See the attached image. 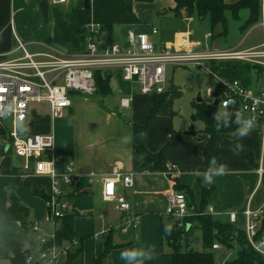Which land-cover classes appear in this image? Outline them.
<instances>
[{
  "label": "crops",
  "instance_id": "crops-1",
  "mask_svg": "<svg viewBox=\"0 0 264 264\" xmlns=\"http://www.w3.org/2000/svg\"><path fill=\"white\" fill-rule=\"evenodd\" d=\"M41 1L43 0H0V61L5 58L4 54L16 48L17 37L26 43L27 48L33 50L28 49L32 53L47 52L50 47H56L54 26L49 18L44 19ZM44 1L49 4V15L55 7L51 6L50 2L64 4L56 3L57 0ZM225 1L227 4H234L239 0ZM137 3L139 2L134 3V11L141 22L120 26L119 41L124 40L130 29L150 33L153 28H157L158 34L152 35L151 38L158 49L164 46L175 49L182 45H192L194 41L205 42V34L208 32L213 33L208 42L212 49L216 50L236 47L246 49L260 44L245 45V41L224 44L218 38L227 37L230 26L227 35H222L223 26L218 25L213 28L210 18L202 19L197 15L175 17L169 12L176 7L174 0L140 2L147 8L145 16L137 11V5L139 7L142 5ZM155 21L158 23L155 24ZM104 74L105 78H109L111 93L97 95L100 103L98 105L88 103L87 106L100 108L106 115L108 127L113 126L112 132L106 136L107 140L102 143L105 146L101 147L100 152L93 153L88 152L85 146L82 147L83 149H77L76 141L68 142L61 136H55L58 154L65 160L74 158L77 163L78 177L70 192L73 195V210L77 214L75 231L80 237H85L84 263L94 264V258L103 253L107 241L110 240L114 247L105 257L103 264H128L127 261L120 259V253L124 249L131 248L154 249L153 258L145 260L144 264H172L171 256L165 251L163 237V227L169 224L166 215L167 192L172 187L178 189V186L182 188L179 190L191 189L195 205L197 208L200 207L203 191L200 186V176L195 173L197 170L200 172L206 170L205 151L211 135L203 131L205 127L203 122L198 126L193 125L200 121L192 118L196 112L194 104L192 114L187 118L182 116L180 120L182 124L179 122L176 124L174 97L171 89L167 90L168 95L161 110L152 119L150 127L143 136V142L148 150L162 155L165 170L156 169L153 163L144 160L134 149L137 142L134 126L146 125L154 105L153 94H143L139 85L125 81L120 72ZM252 81L253 84L254 79ZM124 97L133 99L129 108H122L120 105ZM44 104L49 111L47 103H33L28 119L17 127L20 137L48 133L55 135L54 120L50 116V111L49 115L40 117L35 110V106ZM125 109L128 110L124 111ZM5 118L8 117H0V149L3 148L5 152L0 157V232L4 233L7 239L4 248L0 250V259L10 264L7 257L13 256L15 248L29 250L31 242L37 240L21 221L8 222L7 209L11 205V195H16L21 202L29 206L30 215L27 220L30 223L45 224L50 222V219L44 194H48L51 190V179L30 177L27 183L21 181L19 173L24 172V160L19 164L13 160L11 153L14 149L10 136L13 121L8 118L12 126L10 130L4 124ZM231 133L221 132L216 136L213 157L218 163L227 164L229 171L225 175L214 177L213 183L206 185L211 189L206 209L213 207L214 213L210 214L213 218L217 215L227 216L229 223L234 226L242 218L241 212L247 206L258 184L257 166L261 156L263 134L258 127L252 129L242 140L237 141L232 138ZM125 136L132 138L130 144L121 143L122 137ZM237 143L243 145L242 150L237 147ZM173 165L178 166L179 172L175 171L172 175H168L166 172ZM116 166L122 168L124 173L134 175L132 187L118 185L119 192L124 194L131 204V216L138 218L137 227L129 228L127 232L117 228L124 214L116 209L114 202L106 201L103 197L104 178L110 176ZM234 175H238V179H245V182H235ZM261 199L262 193L256 192L253 206H258ZM232 211L240 212L236 223L230 220L229 213ZM40 229L37 233L43 232L41 227ZM96 234L98 235L95 236ZM221 250H224V253L220 256V262L225 264L229 253L226 249ZM65 259L66 256H62L58 260L59 264H65Z\"/></svg>",
  "mask_w": 264,
  "mask_h": 264
},
{
  "label": "built area",
  "instance_id": "built-area-1",
  "mask_svg": "<svg viewBox=\"0 0 264 264\" xmlns=\"http://www.w3.org/2000/svg\"><path fill=\"white\" fill-rule=\"evenodd\" d=\"M262 11L261 23L264 29V0ZM85 28V42L80 50L70 52L50 47L47 52L32 53L26 43L17 37L16 48L4 54L5 58L0 61V110L9 109L11 106L7 115L0 117H8L13 121V129L10 132L12 147L24 160V172L19 176L22 180L30 177L51 179V190L45 198V204L49 219L54 223V230L50 237H39V252L28 256L26 264H55L62 256H66L68 247L57 243L56 219L74 212L70 188L75 185L78 177L76 160H65L58 154L53 133L34 134L25 138L19 136L17 127L26 122L33 103H47L52 119L61 118L65 109L72 106L76 94L89 97L97 94L98 71L109 74L118 71L125 81L139 85L143 94H162L168 90L169 66H196L209 70L217 79V86L220 88L218 94L216 90L208 89L210 100H218L221 109L224 108L225 101H231L227 109L238 107L245 118L254 119L253 129L259 127L263 134L257 167L258 184L241 212L245 218V226L235 231V237L240 229L245 232L248 243L264 259V35L262 43L246 49L208 48L206 43L213 36L212 32L205 34V42L194 41L192 45H182L175 49L167 46L158 49L151 38L152 35L158 34L157 28H153L150 33L130 29L121 41L111 37L94 18ZM108 33L110 35L106 38ZM226 61H243L262 66L263 73L259 77L258 72L254 71V83L246 85L238 78L230 79L220 75L212 67V64L219 66ZM132 100V97L122 98L121 107L129 108ZM175 171L179 172L177 165H173L166 173L172 175ZM63 184L66 189H63ZM109 184L112 185L111 191ZM119 184L132 187L134 175L126 174L122 168L116 166L112 174L104 178L103 197L106 201L114 202L116 209L124 214L117 228L127 232L129 228L137 227L138 218L131 216V204L127 197L119 192ZM256 192L262 193V199L258 206H253ZM188 198L190 196L185 190L175 187L167 192L166 215L169 222L181 230H189L193 226L188 221L190 217L214 213L213 207H209L205 212L195 211L194 205H188ZM239 213H229L232 223L238 221ZM32 230L40 232L38 222H34ZM234 245H237L236 241ZM221 249L225 248L220 242L213 244V250Z\"/></svg>",
  "mask_w": 264,
  "mask_h": 264
},
{
  "label": "trees",
  "instance_id": "trees-1",
  "mask_svg": "<svg viewBox=\"0 0 264 264\" xmlns=\"http://www.w3.org/2000/svg\"><path fill=\"white\" fill-rule=\"evenodd\" d=\"M154 0H91V9L85 8V0H79L74 6L73 10L64 14L58 8L54 7L50 11L49 20L54 26V41L57 48L65 51H77L83 46L86 37V24L94 18L95 21L101 23L104 29L113 37L114 29L117 26L125 24H137L141 20L134 11L135 2L149 3ZM176 7L170 9L175 17L193 16L197 15L199 18H210L213 28L218 25L223 26L222 35H227L229 31V23L227 14L230 13L236 20L240 18V12L248 11V19L240 29L245 30L248 27L262 21V0H239L234 4H227L225 0H174ZM212 67L220 75L226 76L230 79L238 78L246 85H250L253 80V72L256 71L259 77L263 73V67L257 66L243 61H226L220 63L219 66L212 64ZM101 71L96 72V80L98 85V92L96 95H108L111 93L109 86V78L104 77ZM220 92V88L216 86V93ZM174 98L182 95L180 89L171 91ZM167 91L162 94H153V108L145 126H134L137 133V142L134 145L136 153H138L144 160L153 163L156 169L164 171L163 159L160 153H153L143 142L140 134L144 133L149 127L152 119L161 110ZM194 106L196 112L192 118L200 120L204 123V132L211 135V139L206 146V169L209 166L210 160L213 158L214 147L216 143V136L221 132H233L237 125L233 122L230 127H222L219 131L215 128V121L213 114L220 110L219 104L212 100H202L195 102ZM227 111L232 115V120L235 119V112L240 111L238 107H230ZM4 149H0V157L4 155ZM249 158V157H248ZM21 175V173H19ZM21 179V177H20ZM27 183V180H22ZM200 186L202 188V201L199 208L196 207L193 199V191L187 189L195 211L205 212L208 203L207 198L211 193V189L202 182L200 177ZM178 189L180 186H178ZM42 194L41 192H38ZM47 194H44V198ZM30 215V208L20 201L16 195H11V205L7 209L8 222L21 221L22 224L28 227V217ZM77 214L70 212L63 218L56 219L57 224V243L68 249L66 251L65 264H85L84 263V241L85 237H80L75 231V219ZM193 226L189 230H181L169 222L163 227V237L165 245L168 246L169 255L172 258V264H215L213 254V244L220 242L228 253L235 249L234 242L238 245L237 256L232 260L225 261V264H264V259L254 251L248 243L245 232L241 229L239 234L235 237L236 229L232 224H225L214 220L212 215H194L188 219ZM34 222H32L31 227ZM170 229V231H169ZM238 230V229H237ZM202 237V250L190 249V239L194 241L198 235ZM38 240L31 242L29 250L23 251L17 247L14 250L13 256L7 257L10 264H26L28 256L38 254ZM114 245L110 240L106 243V248L103 253L94 258V264H103L105 257L113 249ZM185 247V248H184Z\"/></svg>",
  "mask_w": 264,
  "mask_h": 264
},
{
  "label": "rangeland",
  "instance_id": "rangeland-1",
  "mask_svg": "<svg viewBox=\"0 0 264 264\" xmlns=\"http://www.w3.org/2000/svg\"><path fill=\"white\" fill-rule=\"evenodd\" d=\"M77 1L78 0H67V2L64 4H54L53 2H50V4L51 6L54 5L64 14H68L73 10ZM137 4H142V5L139 7V5ZM137 4H136L137 11H139V13H142L145 16V12L147 10V8L143 6L145 4L140 2ZM240 13H241V18H239V20L234 19L230 13L227 14L228 23L230 26V33L228 34L227 37H219L218 39H221L224 42V44H226V42L227 44L228 43L231 44L240 41H245V45L262 43L264 29L261 21L248 27L245 30L243 29L241 30L240 27L246 23L249 13L247 10H243ZM157 23L158 21H155V24ZM119 27L120 26H117L114 29V33H113V37H115L116 40L117 39L119 40L121 37L120 36L121 29ZM206 46L212 49V46L208 41L206 43ZM28 49L33 51L30 47ZM116 73L119 72L117 71ZM167 76H168V91H170V89L171 91L172 89H180L182 92L181 96L174 98L173 100L174 110L175 112H177V118L175 119L176 124L178 122L182 124V121H180L182 120V116L183 118H187L189 115L192 114L194 110L193 104L197 102L199 98H202L205 101L209 100L210 98L207 96L208 89L215 90L218 83L215 76L212 73H210L209 70H207L206 68L196 67V66H192V67L169 66L167 69ZM137 92H139V90H137ZM98 98L97 95L89 97V96H84V95L81 96L79 94H76L75 97H73V104H72L73 108H66L63 118L62 119L57 118L54 120L55 136L56 135L61 136V138H63L64 141H68V142L76 141L77 149H83L82 147L85 146L89 150L88 152L91 151L93 153L100 152L99 150L101 149V147L105 146L104 144L102 145V143L107 140L106 136H108L107 134H110L112 132L113 126L108 127L106 122L107 121L106 115L105 113H103V111H101L100 108H96V106H87L88 103H93L94 105L95 104L98 105V103H100ZM35 110L37 111V114L40 117L49 115L48 107L46 106V104L35 106ZM127 110L128 109H125L124 111ZM4 124L7 125V127H9L10 130L12 129L10 119L5 118ZM199 124H202V121H197L193 125L198 126ZM11 155L13 157V160H16L18 164L21 161H23V159L20 158L15 153L14 150L12 151ZM233 178L235 179V182L238 181L242 183L245 182V179L242 178L238 179V175H234ZM256 181H257V176H256ZM241 217L242 218L238 221V223L234 224V228L236 230L239 228H243L245 226V219L243 218L242 215ZM214 220H218L225 224H230L229 218L224 215L214 216ZM43 223L41 222L39 223L40 227L43 230L42 233H34L31 227L32 222L30 223V221H28L27 223L28 224L27 229H29V231L34 234V237L37 240L41 235L45 237H50V235L53 233L54 230L53 221L50 220V222L48 221L45 224ZM0 238H1L0 250H2L5 246V241L7 238L2 232H0ZM190 241H192L189 247L190 249L192 248L196 250H202V237L200 234L198 235V238L195 241L192 238L190 239ZM169 250L170 249H168V246L165 245V251L168 253ZM223 251L224 250L213 251L215 264H222L220 262V256L222 253H224ZM237 251H238V245H235V250L229 253L228 260L234 259L237 256ZM57 263L59 264L60 261L56 262L55 264ZM0 264H6V263L2 259H0Z\"/></svg>",
  "mask_w": 264,
  "mask_h": 264
},
{
  "label": "clouds",
  "instance_id": "clouds-1",
  "mask_svg": "<svg viewBox=\"0 0 264 264\" xmlns=\"http://www.w3.org/2000/svg\"><path fill=\"white\" fill-rule=\"evenodd\" d=\"M231 103V101L224 102V108L217 110L213 114V120L215 121V128L219 131L222 127L227 128L231 126V123H235L237 125L236 129L231 133L232 138L237 141L242 140L246 137L254 127V119L253 118H245L241 111L235 112V119L232 120V115L227 111V105ZM11 110V106L9 109L0 110V115H7V112ZM141 138H143L144 133L140 134ZM132 142V138L130 136L122 137V144H130ZM237 147L239 149H243V145L237 143ZM229 171L228 165L225 163H218L217 159L213 157L210 162L208 168L204 172L196 171V175L200 176L202 182L207 185L213 183V178L216 176H222L227 174ZM170 231V229H169ZM154 249L152 248H131L124 249L120 253V259L125 260L128 264H144L145 260H149L153 258Z\"/></svg>",
  "mask_w": 264,
  "mask_h": 264
},
{
  "label": "water",
  "instance_id": "water-1",
  "mask_svg": "<svg viewBox=\"0 0 264 264\" xmlns=\"http://www.w3.org/2000/svg\"><path fill=\"white\" fill-rule=\"evenodd\" d=\"M41 7H42V12H43V15H44V19L45 20H48L49 18V4L47 1H41ZM85 8L87 9H91L92 6H91V0H85ZM109 33L106 35V38L109 37ZM202 101V98H199L198 99V102ZM216 104H218V100L216 101ZM63 189H66V185L63 184ZM188 205L190 207H192L193 203H192V200L190 198H188Z\"/></svg>",
  "mask_w": 264,
  "mask_h": 264
},
{
  "label": "snow or ice",
  "instance_id": "snow-or-ice-1",
  "mask_svg": "<svg viewBox=\"0 0 264 264\" xmlns=\"http://www.w3.org/2000/svg\"><path fill=\"white\" fill-rule=\"evenodd\" d=\"M111 187H112V185H111V184H109V185H108L109 191H111Z\"/></svg>",
  "mask_w": 264,
  "mask_h": 264
}]
</instances>
